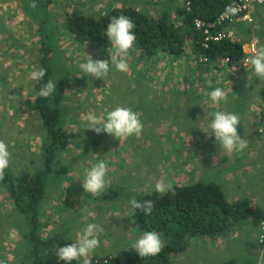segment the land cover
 I'll list each match as a JSON object with an SVG mask.
<instances>
[{"label":"rangeland","instance_id":"374dc122","mask_svg":"<svg viewBox=\"0 0 264 264\" xmlns=\"http://www.w3.org/2000/svg\"><path fill=\"white\" fill-rule=\"evenodd\" d=\"M50 1L52 3L46 9L41 6L47 3V0H38L35 8L29 6L27 10L34 11L29 15L25 8L30 4H25L24 0H0V22L6 17L5 27L0 23V140L8 146L10 153L8 169L14 175L24 171L23 169L34 173L43 164L41 151L47 140L46 131L41 127V119L31 107L36 96L37 80H32L30 74L41 68L40 59L43 55L40 47L49 36V44L54 46L50 57L54 61H57L56 57L61 59L70 71L63 106L69 115V146L61 154L65 162L79 156L81 163L73 164L72 170L60 185L59 192L49 193L40 203L39 230L45 239L61 233L73 243L82 235L87 224H97L103 229L98 233L99 247L78 262L84 264L87 259L90 263L92 259H99L108 254L125 259L136 253L132 245L144 233L135 225L133 216L136 207L130 203L131 190L137 194L150 192L161 179L170 185H189L197 182L198 176L203 175L204 180L216 182L222 175L220 171H211L208 163L206 174L204 171L202 175H194L191 171L181 173L180 170L190 168L186 165L191 158L188 153L195 149L191 141L184 147H178L171 138H175L181 129L175 123L174 106L178 97L181 98V95L177 96L176 93H182L181 90L185 89V86L186 89H193V92L189 93L192 99L188 102L200 103L199 106H202L208 102L209 93L224 82V76H212L210 72L202 73L203 66L200 68L193 65L192 69H188L193 61H189L187 56L178 58L168 53L165 56L159 53L152 59L137 60L138 57H127L129 73L134 72L133 68H141L151 61L155 65L159 64V67L153 69L155 76H160V70L166 71L164 82L168 83L162 85L161 78L158 79L159 82L154 83L151 101L155 115L151 122L146 121L145 117L152 113L149 107L148 114L140 117L143 130L139 136L132 135L119 141L101 132V145H95L92 143L95 140L93 135L98 133L87 130V122L84 119L86 114L92 112L94 115L106 117L107 113L116 107H127L131 102L135 105L137 94L127 78L129 73L116 70L112 64L108 75L103 79H96L80 70L79 64L87 62V55H91L93 60L110 62L108 47L92 43L94 47L80 48L67 33L64 40L62 39L60 29L63 28L66 13L74 10V2L83 4L89 0ZM98 1L92 2L95 11H106L107 4L103 2L104 6ZM185 4V0H177L175 6L183 7ZM257 39L264 45V32L258 34ZM56 47L60 54L54 56ZM191 53L193 55V51ZM187 54L190 55V50ZM60 74L57 72L53 81L59 79ZM131 96L132 100L127 101ZM157 99L164 103L162 107L159 102L156 104ZM21 103L24 109L20 108ZM166 143L172 146H165ZM86 145H90V151L83 155ZM181 150H184L183 155L180 154ZM101 160L108 167L106 186L101 194L93 196L85 193L82 184L87 171ZM246 199L250 200L252 205L258 206L256 195L246 196ZM0 200V264H19V261L23 260L21 258L27 257L29 252L26 217L15 210L14 202L3 186L0 187ZM240 200L243 199H235ZM263 220L264 217H259L258 224ZM161 240L165 241L163 237ZM252 248L253 242L250 240L243 249L247 260L221 256L217 262L223 263L222 261L227 259V263L233 264H241L242 261L244 264H264V248L261 252L260 246L258 255L252 253ZM192 257L193 255H190V260Z\"/></svg>","mask_w":264,"mask_h":264},{"label":"trees","instance_id":"16d2710c","mask_svg":"<svg viewBox=\"0 0 264 264\" xmlns=\"http://www.w3.org/2000/svg\"><path fill=\"white\" fill-rule=\"evenodd\" d=\"M95 1L97 0H89L83 4L74 2L75 5L72 6L74 10L67 12L63 28L60 29L67 32L69 38L79 45L92 41L111 47V42L105 35L106 26L112 17L125 15L133 20L136 35V42L128 57H138L137 60L152 59L159 53L165 52L179 58L187 56L186 51L190 48L194 55L192 68L193 65L202 67L201 58H209L210 61L226 58L231 63H237L243 58L242 43L229 39L211 45L209 50L203 49L205 29L198 28L196 25L199 20L207 24L215 23L227 6H236L241 0H185L186 4L183 7L175 6L177 0H145L144 4L142 2L143 11L121 5L102 12L95 11L92 5ZM24 2L30 5L33 2L38 4V0H24ZM51 3L52 1L47 0V3L40 6L46 9ZM104 3L102 2V5L105 6ZM30 5H27L25 9L29 15H32L34 11L27 10ZM222 29L223 25H216L212 32L217 34ZM48 40L49 36L46 40L44 39L40 47L43 55L40 59L41 67L46 70V75L42 80H37L36 96L31 106L41 119V127L46 131L47 140L41 151L43 164L34 173L23 169L24 171L17 175L12 174L7 168L0 183L9 192V198L14 202L15 210L26 217L28 225L29 252L27 257L21 258L23 260L19 261V264H64L63 261H57L55 253L59 246L71 243L61 233L45 239L39 230L40 203L49 192H59L60 185L72 170L73 164L81 163L79 156H74L65 162L61 154L69 146L67 134L69 115L63 106L70 71L61 59L56 57L57 61H54L50 57L54 46L50 45ZM55 50L54 56L60 54L57 47ZM54 62L57 63L54 64ZM158 65L148 61L141 68H133V73L126 72L129 73L127 78L130 80L131 88L137 94L136 104L133 105L131 102L126 108H130L140 119L148 114L151 107L152 113L145 117L147 122H151L155 115L154 104L151 101L152 87L156 81L159 82L158 79L161 78L164 81L166 76L164 70H160L159 77L155 76L153 69L159 67ZM202 68L208 72L212 66L208 64ZM57 72L61 74L55 81L57 82L56 91L49 98L39 97L37 93L40 88L48 80H53ZM132 96L127 101L130 102ZM157 102H159L158 99L156 104ZM102 136L103 133L93 135L95 140L92 143L101 145ZM89 151L90 145H86L83 155L88 154ZM32 162L36 165L35 160ZM130 192L132 194L130 199L137 201L141 206L135 209L133 216L135 225H138L143 232L155 231L165 239L161 252L154 257L142 258L136 252L125 259L108 254L99 259H92L89 264H172L174 256L188 251L193 239L227 237L232 230L239 229V225L249 219L252 214L250 200H231L224 191V187L204 178L189 185L171 184V190L164 195L155 189L139 194L134 190ZM149 201L152 202L151 214L145 215L142 206ZM72 264L81 263L73 261Z\"/></svg>","mask_w":264,"mask_h":264},{"label":"crops","instance_id":"0c3cea01","mask_svg":"<svg viewBox=\"0 0 264 264\" xmlns=\"http://www.w3.org/2000/svg\"><path fill=\"white\" fill-rule=\"evenodd\" d=\"M104 1L107 4V9L123 5L143 11L144 5H142V2L145 0H99L98 2L102 5ZM253 17L254 23L237 22L233 26L228 27L231 39L244 44L253 40L259 41L257 35L264 32V9L255 8ZM5 18L0 22L4 27ZM65 33L67 32H60L63 40L66 37ZM92 43L102 45L92 41L78 45L80 48L94 47ZM261 46L264 45L261 44ZM189 50L191 56L188 54L187 58L189 61H193L190 48L186 51V54ZM166 54L162 52L159 55L165 56ZM191 64H189L188 69H192ZM250 68H253V66L242 68L240 64L231 63L230 65L225 64L219 68L209 70L212 76H224V82L215 88L219 87L225 91L227 95L226 102L221 101L219 104H214L209 97L208 102H205L206 104L203 103L202 106H199L200 103L188 102L189 99H192L189 93H192L193 89L182 88L183 94L180 92L176 93L177 96L181 95V98L178 97V100H176L178 102L174 106L176 113L175 123L181 129H179L178 135L171 139L175 141L174 143L178 147H184L188 141H191V145L195 149L193 152L188 153L191 158L188 159V164L186 165L190 168L185 171L180 170V172L186 174L187 171H191L194 175L197 173L202 175L204 171L206 174L208 172L206 163H208L211 171H220L222 173L217 178L216 183L224 187V191L231 200L246 199V196L253 197V195H256L259 203L257 204L258 206L251 204L253 212L249 219L244 220L245 222L239 225V229L232 230L227 237L223 238L193 239L188 251L174 256L172 264H225L224 262L227 259L223 260V263L217 262L221 256L245 260L248 257L243 249L250 240L253 242L252 253L254 255L259 254L258 235L260 233V223L258 224V218L264 217V136H260L256 132L260 126L256 113L258 105L262 104L261 92L264 81L261 82L254 74V69ZM164 81L161 80L160 83L166 85L168 82ZM159 104L161 107L164 105L160 101ZM19 106L23 108L24 105L21 103ZM217 111L239 115L238 134L248 140V147L242 153H227L220 147L219 141L216 142L214 134H210V124L214 118L213 114ZM165 146L170 147L172 145L166 143ZM180 154L183 155L184 150H181ZM202 166H205V168H202ZM200 178H203V175L197 177V179ZM237 180L240 183H237ZM0 187H2L1 184ZM0 203H2L1 200ZM198 240L200 242H197ZM190 255H193L191 260ZM241 264H244V261Z\"/></svg>","mask_w":264,"mask_h":264},{"label":"clouds","instance_id":"9594fccd","mask_svg":"<svg viewBox=\"0 0 264 264\" xmlns=\"http://www.w3.org/2000/svg\"><path fill=\"white\" fill-rule=\"evenodd\" d=\"M30 7L35 8L37 5L33 2ZM226 12L235 15L237 8L233 5H229L226 8ZM134 29L135 24L130 17L125 15L112 17L105 29V35L111 42V47L108 49L110 53V62L108 60H93L91 55H87V62L79 64L80 70L96 79H103L108 75L110 64L114 65L116 70L120 72H127L129 66L126 58L136 42ZM243 45L244 43H242L244 57ZM217 61H211L210 64ZM240 61L236 64H240ZM248 62L253 66V68L250 69H254V74L259 79L264 80V46L258 48L255 54L248 58ZM211 66L213 67V65ZM202 73H206L205 69ZM45 75L46 70L41 67L34 70L30 74V77L32 80H42ZM56 88L57 82L48 80L40 88L37 95L42 98H49L56 91ZM209 97L214 104L227 101L225 91L219 87L212 90ZM213 115L214 118L210 124V134H214L216 142L219 141L220 147L227 153H242L248 147V140L242 138L238 134V125L240 123L239 115L225 111H217ZM84 119L87 122V130H93L98 134L101 132L109 134L119 141L132 135L139 136L143 130V124L138 115L130 108L122 106L116 107L114 110L108 112L106 117H100L89 112ZM256 132L259 134L257 130ZM9 160L10 153L8 151V146L0 140V180L3 179L4 172L9 167ZM107 174L108 167L103 160L87 171L82 184L85 193H89L93 196L101 194L106 186L105 178ZM155 190L161 195H164L171 190V185L166 184L165 181L161 179L156 182ZM130 203L133 207H141L135 200H132ZM151 207V201L146 202V204L142 206L145 215L151 214ZM262 223H264V220L259 224L260 231ZM102 231L103 229L97 224H87L82 231V235L76 242L57 248L55 253L57 261H63L64 264H72L73 261L88 257L99 247L98 233ZM259 236L260 233L258 235V243L262 247L261 252H263L264 246L260 244ZM163 246L159 233L155 231H146L133 243L132 249H134L141 258L148 256L154 257L161 252ZM84 264H89V261L85 259Z\"/></svg>","mask_w":264,"mask_h":264},{"label":"built area","instance_id":"2783aa9c","mask_svg":"<svg viewBox=\"0 0 264 264\" xmlns=\"http://www.w3.org/2000/svg\"><path fill=\"white\" fill-rule=\"evenodd\" d=\"M237 8V12L235 15L226 12V9L224 12L217 18V21L212 24H207L204 21H197L196 25L198 28L205 29V36L203 39L202 47L205 50H209L211 45L215 43H219L221 41H224L225 39L232 40L235 42V40L231 39L230 34L228 33V27L233 26L237 22H247V23H254V17L253 12L255 8H263L264 9V0H241L240 4L235 6ZM216 25H223L222 31H219V33L214 34L212 32V29L216 28ZM261 47V43L257 40H253L248 42L247 44L243 45V51H244V57L240 61V65L242 67H248L251 64L248 62V58L255 54V51ZM200 62H203V66H206L210 64L209 58H201ZM230 65L231 62L229 59H221L218 62L212 63L213 65L212 69L215 67L219 68L222 65ZM264 90V87H263ZM262 90V104L258 105L257 108V119L260 124V126L257 128L258 133L261 136H264V92ZM259 241L262 246H264V223L261 224V231L259 236Z\"/></svg>","mask_w":264,"mask_h":264}]
</instances>
